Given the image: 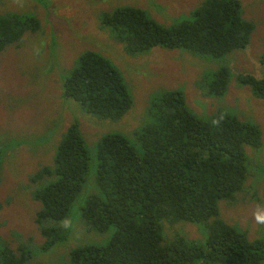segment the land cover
<instances>
[{"label": "trees", "instance_id": "1", "mask_svg": "<svg viewBox=\"0 0 264 264\" xmlns=\"http://www.w3.org/2000/svg\"><path fill=\"white\" fill-rule=\"evenodd\" d=\"M101 22L131 55L160 46L220 58L222 64L228 54L251 44L257 28L244 17L241 0H204L190 17L170 26L134 5L104 13ZM40 30L36 15L0 13V53L22 46L27 32ZM115 65L87 49L66 77L63 95L105 120L124 117L135 98ZM233 78L264 100V76L234 73L226 64L207 72L199 86L204 95L224 96ZM156 97L147 121L129 132L106 133L98 141L97 189L82 199L81 220L88 231L107 233L112 226L115 231L106 244L74 247L66 264H264V231L251 239L222 217L220 207L224 200L236 202L256 167L247 148L261 150V126L255 119H241L233 107L204 118L190 108L180 89ZM46 126L58 132L55 122ZM58 133L53 159L33 171L27 184L26 196L41 205L34 218L40 243L35 244V235L14 247L0 240V264H28L36 248L47 251L70 236L61 222L88 183L90 155L78 120ZM3 135L0 148L10 140ZM7 151L0 152V177L6 174L7 156L17 152ZM165 222L201 225L205 239L168 235L167 241ZM14 236L26 235L15 231Z\"/></svg>", "mask_w": 264, "mask_h": 264}, {"label": "rangeland", "instance_id": "2", "mask_svg": "<svg viewBox=\"0 0 264 264\" xmlns=\"http://www.w3.org/2000/svg\"><path fill=\"white\" fill-rule=\"evenodd\" d=\"M204 0H0V13L16 12L36 15L42 30L27 32L22 46L11 45L0 53V135L10 136L0 148L1 155L8 149L4 164L6 174L0 179V240L11 246L18 245L30 235L35 244L40 235L34 225L38 202L26 196L29 175L54 157L57 138L69 125L78 120L84 133L90 155L88 183L72 208L70 216L61 225L70 229L67 240L47 251L36 248L28 264H66L70 251L83 244H106L115 231L107 233L88 231L81 220L82 199L96 192L94 179L98 166V141L110 132H129L147 121L156 96L172 90L186 93L190 108L208 118L220 108L233 107L241 119H255L262 129L264 142V100L252 95L249 86L239 85L232 79L224 96L203 94L200 81L207 72L228 65L234 73H252L264 76V0H241L244 17L256 23L251 44L228 54L222 61L210 56L196 57L183 49L153 47L144 53L131 55L103 27L101 16L123 6H138L163 25L170 26L201 5ZM94 49L111 59L123 76L135 98L132 109L122 118L110 121L82 110L77 101L63 95L64 82L77 66L79 56ZM65 117V122L63 120ZM251 117V118H248ZM57 124L55 131L46 126ZM46 134V136L43 135ZM21 136V138H20ZM44 136V137H40ZM7 138V137H6ZM8 140V139H7ZM40 143L39 146L35 144ZM253 157L251 174L237 200L221 202L222 217L230 224L246 230L251 239L264 231V144L257 151L247 148ZM256 156V157H255ZM50 160V161H49ZM26 236L17 238L14 232ZM168 241L176 236L205 239L201 225L182 222L172 226L164 223ZM169 235V236H168ZM39 240V241H38Z\"/></svg>", "mask_w": 264, "mask_h": 264}]
</instances>
